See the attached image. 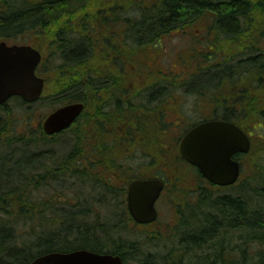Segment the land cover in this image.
I'll list each match as a JSON object with an SVG mask.
<instances>
[{"label":"trees","instance_id":"16d2710c","mask_svg":"<svg viewBox=\"0 0 264 264\" xmlns=\"http://www.w3.org/2000/svg\"><path fill=\"white\" fill-rule=\"evenodd\" d=\"M195 1L138 0L140 18L134 25L139 28L163 26V19L168 16L171 17L170 26L179 25L184 21L183 17L186 23L195 19ZM206 1L202 0V3ZM37 2L38 0H8L10 13L7 21L4 20L8 24L5 28L13 34L35 30L38 27L46 30L45 28L51 26L52 14H43L39 18L37 15L26 14L27 10L34 9L50 13L59 11L58 19L60 25L66 27L63 29L65 33L74 24L85 26L87 29L86 24L80 21L85 18L90 27L95 25L98 22L97 10L102 0H74L57 5ZM206 8L204 6L203 9ZM218 12V23H215L218 27L235 28L245 25L257 36L253 38L248 51L241 56L244 57L243 61L233 62L231 52L228 53L229 56H225L222 50L218 51V80L215 79L212 84L213 90H216L219 111L211 112L208 117L236 123L249 134L252 143L248 154H240L237 157L242 163L245 181L242 179L237 185L215 194L206 192L202 195L194 206L196 215L198 211L202 212L194 222H187L183 233L195 236L186 243L189 256L195 252H210L203 258V264L219 259L231 264H264V0L247 4L241 0L233 1L230 7H227L226 3H220ZM68 19L79 23H70ZM79 29L80 32L86 31L81 27ZM145 34L143 30L139 31V37ZM66 35L67 33L63 37ZM47 43H50V40ZM57 44L59 63L51 67L43 66L47 69L44 76L46 86L40 100L30 104L14 97L0 105V264H27L42 254L76 249L79 244L84 247L92 242L88 237L97 238L102 234L108 236L104 238L103 246L104 242L112 244L116 237L122 236V239L115 243L119 250H145L146 243L134 238L131 219L125 209L117 211L120 213L119 219L124 221L123 224L101 225L98 221H78V224L72 226L76 210L80 212L79 217H84L83 211L78 210L80 205L74 207L75 213H69L68 210L59 209L58 204L62 202L56 204L57 199L63 198L66 203L77 201L82 205L88 203L89 196L94 198L96 193H85L80 191L81 188L76 189V185H72L73 181L83 182L82 187L88 181V184L101 186V179L102 186H106L105 195H108L107 191H110L111 187H119L121 184V187H127L144 172L146 166L155 173L163 167L170 170L192 169L185 168L179 157V139L175 136L177 132L180 138L185 130L182 127L181 131L176 130L179 128L176 123L181 122L177 119L178 116L169 115L165 119H169V122L163 124L164 120L160 115V125L157 115H151V106L147 107L144 103V107L139 104L138 107L131 106L130 111L126 108L131 103H120V95L118 104L122 105L116 109L119 114L118 121L113 120L109 124L111 127L107 126L105 129L89 124L86 110L84 119L66 131L46 135L42 122L48 111L52 112L58 106L71 103L78 98L75 96L78 93L86 109L92 105L89 100L83 98V91L92 94L95 89H91L85 80L88 75L94 76L102 70L98 54L88 57L87 52L94 51L90 46L86 47L81 43L72 45V41L68 45L64 41H61V44L57 41ZM185 53L183 66L180 61H173ZM71 58H74V61H69ZM204 63L209 66L214 62L207 56L198 54L197 57L193 51H182L173 56L165 65V72L156 63L145 68V65L139 63V68L149 70L150 74H165L170 78L167 88H163L166 86L163 82H157L153 88L148 89L155 102L152 112L155 114L158 111L156 107L162 104L169 108L170 103L172 104L178 96L180 83L187 81L186 83L192 84L212 68ZM211 73L207 76L210 77ZM124 74L125 72L121 73L122 76L119 77L125 85ZM185 74L190 75V78L181 80ZM206 94H210V91ZM92 107H98L97 103ZM41 108L46 112L43 110L38 116ZM207 115L203 114L204 117ZM164 131L174 136V140L169 144L160 139V134ZM58 145L65 146L66 151H60ZM88 153H91L92 159L95 160V170L91 169L90 176L79 171L85 170ZM137 155L141 158L136 163ZM145 156L149 159L146 160ZM99 165L100 167H96ZM100 169H104L105 174L98 175ZM52 183L54 186L48 199L36 198V194ZM65 190L67 194L71 193L70 196H65ZM58 212L61 215L57 214ZM200 217L207 221L203 220L205 223H202ZM65 219L69 223L64 221ZM24 235L26 243L21 240ZM82 240H85L84 245ZM215 242L218 243L215 247L217 254L211 255V245Z\"/></svg>","mask_w":264,"mask_h":264},{"label":"flooded vegetation","instance_id":"af4514ba","mask_svg":"<svg viewBox=\"0 0 264 264\" xmlns=\"http://www.w3.org/2000/svg\"><path fill=\"white\" fill-rule=\"evenodd\" d=\"M233 1L239 0H207L206 3H202V0H196L195 6H197V9L195 11V19L193 20H189L185 23V18L183 17L182 19H184V21L179 23V25L170 26L171 17L168 16L163 19V26L139 28L137 25H134L140 18L138 0H126L123 2L122 0H102L97 10L98 22L95 23V25L90 27L88 20L84 18L80 23L84 22L87 29L85 26H75L74 24L66 31V37H63L66 34L63 32V29L66 27L60 25V20L58 19L59 11L57 10L51 13L50 11L34 9L26 11L27 15H37L38 18L43 14H52L51 26L45 28L47 31L38 27L35 30L21 31L17 34L10 33V31L5 28L8 26L5 21H7L6 18L9 17L10 13L8 0H0V40L5 41L8 45H28L40 50L43 58L37 73L41 71L44 72L42 67L45 64L44 62L49 61L50 57L59 59V54L56 51V48H59L57 41L60 42V44L61 41H64L68 45V43L72 41V45L81 43L86 47L90 46L94 51L87 52L88 57L91 54H98L100 56L99 58L102 62L100 66L102 67V70H100L101 72L99 74H94V76L88 75L85 80L88 86L95 90L92 91V94H86L85 90L83 91L85 93L83 98L86 101L89 100V103L92 105L97 103L98 107H92V105L87 103L90 107L86 109V105L83 103V113L78 116L71 126L75 125L81 119H84V113L87 110L86 118L89 124L91 123L92 125L107 129V126L111 127L109 124L113 120L118 121L119 114L116 113L117 107L125 103L127 104L129 101L131 105L128 104L126 109L130 111H132L130 108L131 106L138 107L139 104L144 106L145 103L147 107L151 106L149 108L151 115H157L160 125H162L159 117L160 115L164 120L163 124H165L169 122V119L167 121L165 120L169 115L176 114L178 116L177 119L179 118L181 120V122L176 123V125L185 130L180 138L179 133L176 132L175 138L179 139L178 153L183 166L185 168L191 167L192 169L170 170L161 165L163 168H160V170L155 173L146 166L144 172L138 175L140 178L137 176V179L140 180L158 179L164 185L160 196L155 202L158 218L154 222L141 224L133 219L129 212L128 201L130 184H128L127 187H121V182H119V184H121L119 187H111V190L107 191L108 195H105L106 186H102L103 182L101 179V186L88 184V181V183L82 187L84 184L83 182L73 181L72 185H76V189L78 188L79 190L81 188L80 191L85 193H96L94 198L92 199L89 196L88 203L82 205L77 201L56 203L59 209L68 210L69 213H75L74 211L76 209L74 207L80 205L78 210L83 211L84 217H79L80 212L76 210L75 217L72 220V226L78 224V221L84 223H96L98 221L101 225L113 223L114 225L123 224L124 221L119 219L120 213L117 211L125 209L131 219L132 231L136 234H133L134 238L139 240V242L146 243L147 249L139 251L119 250L115 243H118L122 239V236L116 237V240H113L112 244L104 242L103 246L102 242L104 238L108 236L102 234V236L97 237L98 239L96 237H88L92 240L89 244L84 245L85 240H82L83 242L81 243H83L84 247H81L82 245L79 244L76 249L60 250L61 252H73L80 250L79 248L81 247L83 249H92L91 252L97 254L121 257L125 264H203V258L209 255L210 252H195L192 256H189L187 254L188 249L186 243L187 241H191L195 236L185 235V233H183V227L188 221L194 222L195 219L198 218L194 206L203 197L202 195L206 192H214L215 194V192L225 190L227 187L211 184L204 178L198 169L189 165L182 157L180 143L188 132L196 126L208 120H220L209 119L208 117L211 112L216 113L219 111L217 97L215 95L216 90H213L214 84H212L215 79L218 80V51L222 50L221 52H223L225 56H229L228 53L231 52L233 62L243 61L244 57L242 58L241 56H244L253 38L257 36L253 35L252 32H250V28L245 25H243V27L239 25L234 28L225 26L218 27V25L215 24L219 19V4L221 3L222 5V3H226V6L230 7ZM254 1L260 0H241V2L245 4ZM39 2L41 1L38 0L37 3ZM29 4H32V2H29ZM204 6L207 8L203 9ZM1 17H3V19H1ZM67 21L70 23H79V21L74 19H68ZM80 27L86 29V31L80 32ZM140 30H143L146 34L139 37ZM177 34H186L190 37L191 41L188 47L182 48L183 51H193L197 57L198 54L202 57L207 56L210 61L214 63L209 64V66L204 63L207 67L212 68L201 75L192 84L186 83L187 81L180 83L178 87L180 88L178 90V96L172 102L173 106L171 103L169 108L165 107L164 104L159 105L156 107L158 111L154 114L152 112L154 110L152 106L155 102L148 89L151 87L153 88L157 82H163V84L166 85L163 88H167L170 83V78L165 74H150L149 70H145L144 68L146 66L150 67V65L156 63L158 66L162 67L163 72H165L166 55L169 53L168 44ZM24 37L26 38V43H18ZM48 40H50V43H47ZM46 51H48V53H46ZM182 58V54H180L178 59ZM167 59L168 62L170 57ZM69 61H74V58H71ZM139 63L145 65L144 68H139ZM123 72H125V85L121 83L123 81H121L119 77L122 76L120 74ZM209 72H212L214 75L211 73L210 77L207 76ZM189 78L190 75L185 74L181 80H187ZM207 88H210V90ZM123 89L124 93L121 94ZM207 91H210V94H206ZM139 93H141L142 96ZM119 95L121 96L120 103L122 104H118ZM75 96L78 98L69 104L82 103L79 93ZM122 96L125 98L123 99ZM193 97H195L193 100V113H198V116L201 118L200 120H194V117L190 116L193 114L186 112L184 102ZM59 107L61 106H58L56 109ZM203 114L208 115L204 117L205 115L203 116ZM160 139L166 142V144H169L174 140V136L164 131L160 134ZM86 156L87 161L84 168L86 171L83 169H79V171L90 176V174H92L91 169L94 168L95 170V160L92 159L91 153H88ZM145 157L146 160L149 159H147L148 156ZM140 158L141 157L137 155L135 157V162H139ZM101 166H103V163ZM96 167H100V165ZM103 170L104 169H100L97 174L101 175L104 173ZM242 179L245 181L244 176ZM112 183L113 182H111V184ZM57 214L61 215L60 212ZM200 219L202 223H205L203 220L207 221V219L204 218ZM64 221L69 223L66 219ZM124 244L127 247L129 246L128 243ZM217 244L218 243L215 242L211 245L213 247L211 255L217 254V250L215 249ZM102 246L103 248H101ZM121 246L123 247V245ZM235 253L239 254L238 252ZM209 264L231 263H226L224 260L219 259V261L214 260Z\"/></svg>","mask_w":264,"mask_h":264},{"label":"water","instance_id":"95a60500","mask_svg":"<svg viewBox=\"0 0 264 264\" xmlns=\"http://www.w3.org/2000/svg\"><path fill=\"white\" fill-rule=\"evenodd\" d=\"M57 4L69 0H42ZM41 53L31 46L8 45L0 41V104L17 96L25 102L37 101L45 81L36 74ZM82 103L69 104L50 114L43 129L48 135L71 126L83 112ZM251 140L238 126L224 121L205 122L192 129L181 141V154L198 167L204 177L222 186L232 185L239 177L240 163L234 159L238 153H248ZM160 180L133 181L129 186V208L139 223L152 222L157 217L155 201L163 190ZM30 264H123L119 257L104 256L88 251L50 253Z\"/></svg>","mask_w":264,"mask_h":264},{"label":"rangeland","instance_id":"374dc122","mask_svg":"<svg viewBox=\"0 0 264 264\" xmlns=\"http://www.w3.org/2000/svg\"><path fill=\"white\" fill-rule=\"evenodd\" d=\"M29 38V37H28ZM191 40H190V37H189V35H186V34H177L174 38H172L171 39V41H170V43L168 44V52L169 53H167V55H166V60H165V63L167 64L169 61H170V59L173 57V56H175L176 54H178V53H182V48H186V47H188V45H189V42H190ZM18 43H26V38L24 37V38H22L21 39V41H19ZM170 57V59H169V61L167 62V58H169ZM182 59H174L173 61H175L176 60V62L177 63H179V61L182 63L181 65L183 66L184 65V62H185V57H186V53L185 54H183L182 55ZM49 63V66L47 65ZM57 63H59V59H56V58H53V57H50L49 58V61L46 63V64H44L45 65V67H51V66H54V65H56ZM42 70L44 71V72H39L38 73V76L39 77H42V78H44L45 79V77L44 76H46V74H47V69H45L44 67H42ZM43 75V76H42ZM46 80V79H45ZM195 99V97H193V98H191V99H189V100H187V101H185L184 102V105H185V108H186V112L187 113H189V114H193V115H190L191 117H194L193 119L194 120H200L201 118H200V116H198V113H193V109H194V100ZM45 104V103H44ZM45 105H47V103L45 104ZM46 106H43V108H45ZM22 111H24V110H26V109H21ZM43 110H44V113L46 112V110L45 109H40L39 110V112L37 113L38 114V116L40 115V113H43ZM50 113V111H48L46 114H49ZM181 129V127H179L178 129H176V130H179V131H181L180 130ZM182 132H180V134H181ZM58 148H59V150L60 151H66V148H65V146H61V145H58ZM54 186V183H52L51 185H48V187H46L45 189H44V191H42V192H40V193H38V194H36V198H39V199H41V198H43V197H45V198H47L48 199V195L49 194H51V192L52 191H50L51 189H52V187ZM64 188L67 190V188L64 186ZM65 190V193H66V195L65 196H68V194H69V196H70V192L67 194V191ZM46 192H48V193H46ZM46 193V195H43V194H45ZM63 193H64V190H63ZM200 212L201 211H198V218H199V215H200ZM201 218V217H200ZM22 234V233H21ZM21 240H22V242H27L26 241V237H25V235H24V238H21Z\"/></svg>","mask_w":264,"mask_h":264}]
</instances>
